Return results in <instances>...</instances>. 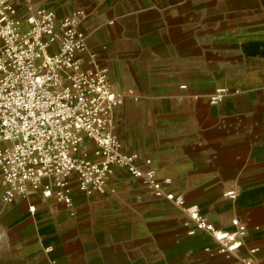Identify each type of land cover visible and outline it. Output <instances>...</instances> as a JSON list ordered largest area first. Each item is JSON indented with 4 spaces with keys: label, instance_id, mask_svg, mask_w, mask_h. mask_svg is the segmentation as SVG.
Listing matches in <instances>:
<instances>
[{
    "label": "crops",
    "instance_id": "0c3cea01",
    "mask_svg": "<svg viewBox=\"0 0 264 264\" xmlns=\"http://www.w3.org/2000/svg\"><path fill=\"white\" fill-rule=\"evenodd\" d=\"M35 2L58 16L89 12L81 29L96 64L132 89L117 112L122 151L149 158L139 167L169 177L215 228L233 232L238 218L245 232L235 253H217L212 236L189 234L178 207L120 167L104 193L71 178L73 213L54 194L4 202L0 175V264H264V0ZM220 87L238 91L213 106Z\"/></svg>",
    "mask_w": 264,
    "mask_h": 264
},
{
    "label": "built area",
    "instance_id": "2783aa9c",
    "mask_svg": "<svg viewBox=\"0 0 264 264\" xmlns=\"http://www.w3.org/2000/svg\"><path fill=\"white\" fill-rule=\"evenodd\" d=\"M89 12L75 7L58 16L35 0H0V175L3 201L12 202L41 192L54 194L74 212L70 180L86 194L104 193L116 167L139 178L154 197L181 210L193 226L216 242V252L235 253L242 245L245 226L235 218V231L217 229L200 210L173 190L169 177L158 178L136 152L125 153L114 132V110L132 89L109 80L108 69L95 62L81 29ZM111 23V21L109 22ZM234 93L237 90L233 91ZM229 88L209 95L221 103ZM230 188L224 197L236 199ZM34 210V206L29 207ZM244 264H263L245 259Z\"/></svg>",
    "mask_w": 264,
    "mask_h": 264
},
{
    "label": "rangeland",
    "instance_id": "374dc122",
    "mask_svg": "<svg viewBox=\"0 0 264 264\" xmlns=\"http://www.w3.org/2000/svg\"><path fill=\"white\" fill-rule=\"evenodd\" d=\"M207 4H208V2H202V1L199 2V4H198V9H200V11H203V10L207 9V8H206V5H207ZM120 87H121V89H123V86H120ZM125 87H126V86H125ZM220 88H221V87H220ZM234 90H237V91H238L237 88H233V90H231V92H233ZM128 99H133V98H131L130 96H128V98L126 97L125 101L128 100ZM125 101H124V102H125ZM124 102L114 110V116H115L114 132L116 131V129H117V125H118V116H117V112L120 111V109H121L122 105L124 104ZM132 109H133V107H130L129 118H127V120H126V121H128V122H127V125L130 126V127H132V125H133V123H134V121H135V118H134L133 113H132ZM115 133H116V132H115Z\"/></svg>",
    "mask_w": 264,
    "mask_h": 264
}]
</instances>
